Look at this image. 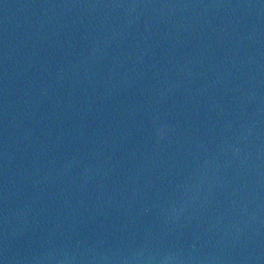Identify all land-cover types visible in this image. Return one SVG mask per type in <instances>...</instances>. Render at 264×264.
Instances as JSON below:
<instances>
[{
	"label": "water",
	"instance_id": "95a60500",
	"mask_svg": "<svg viewBox=\"0 0 264 264\" xmlns=\"http://www.w3.org/2000/svg\"><path fill=\"white\" fill-rule=\"evenodd\" d=\"M0 264H264V0H0Z\"/></svg>",
	"mask_w": 264,
	"mask_h": 264
}]
</instances>
